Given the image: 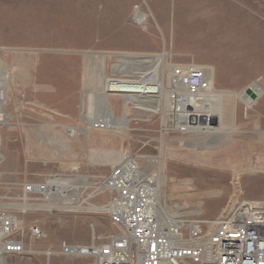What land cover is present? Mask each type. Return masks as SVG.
I'll list each match as a JSON object with an SVG mask.
<instances>
[{"label":"rangeland","instance_id":"rangeland-1","mask_svg":"<svg viewBox=\"0 0 264 264\" xmlns=\"http://www.w3.org/2000/svg\"><path fill=\"white\" fill-rule=\"evenodd\" d=\"M94 5L84 25L75 26L68 0H0V64L9 73L0 121V204L17 198L23 181L54 177L85 178L87 186L78 185L73 205L105 207L112 195L99 185L118 165L105 155L135 158L150 179L158 170L154 158L161 155L160 202L178 204L184 215L213 219L239 194L264 200V0H95ZM137 14L144 21L136 23ZM83 52L111 54L104 59L103 75L96 60L84 73ZM164 52L176 68L211 67L218 91L249 93L256 85L259 95L249 106L237 100L232 126L221 125L214 136L172 128L165 111L154 113L155 95L129 102L125 134L113 130L108 116L109 126L97 127L104 111L96 97L104 81H136L152 73V67H127L114 54ZM121 64L124 74L115 68ZM162 76L160 69L159 82ZM107 89L104 101L120 120L121 97L112 85ZM231 104L230 97L223 99L224 115ZM89 121L92 127L86 129ZM64 127L73 129L72 136ZM91 153L97 155L90 158ZM20 218L46 235L34 249L63 242L87 245L93 231L96 236L112 232L105 210L52 208ZM4 264H44V257L10 256ZM50 264L92 263L59 256Z\"/></svg>","mask_w":264,"mask_h":264},{"label":"built area","instance_id":"built-area-1","mask_svg":"<svg viewBox=\"0 0 264 264\" xmlns=\"http://www.w3.org/2000/svg\"><path fill=\"white\" fill-rule=\"evenodd\" d=\"M123 175L119 166L113 168L100 189L112 195L106 211L110 234L96 236L93 231L87 245L63 242L44 249L33 245L45 240V233L35 225L25 226L20 218L38 210L17 206L47 204L55 192L54 177L20 183L19 196L0 206V261L42 256L44 264H50L62 256L92 264H264V200L239 194L215 218L205 219L201 214L184 215L183 207L176 211L175 204L152 203L138 176Z\"/></svg>","mask_w":264,"mask_h":264},{"label":"bare ground","instance_id":"bare-ground-1","mask_svg":"<svg viewBox=\"0 0 264 264\" xmlns=\"http://www.w3.org/2000/svg\"><path fill=\"white\" fill-rule=\"evenodd\" d=\"M134 21L136 23L144 21V17L137 14L134 17ZM84 59V70L88 71L89 64L91 60H96V68L98 75H103V64L104 59L111 54L105 53H87L83 52ZM119 61L128 62L127 67H134L137 65H143L146 69L152 67L151 74H141L136 81H128V80H107L104 81L106 84L101 90V93L98 94L97 103L99 109L104 111V114L99 115L97 120V127H102L106 129L111 120V124L113 125V130L123 134L125 132L126 124H125V116L126 111L129 105V102L133 103H141V98L150 97V95H155L156 98L151 99L152 105L155 107L154 113L156 111L163 112L165 111V121L173 122L174 129L181 130L183 132H193L194 134H204L205 136H214L218 132V127L221 125H229L232 126L235 116V103L238 101L250 105L251 104V92L255 94L257 97L259 93L257 92V86L252 85L251 91L249 93L245 91H241L240 93H234L230 91H218L214 87L212 69L211 67H203L199 68L196 71L188 68H176L167 62V54L164 52L162 54H145V55H134V54H114ZM116 70L119 71L120 74H124L123 69L125 68L123 64L119 66H115ZM162 71V83L159 82V70ZM94 71V70H93ZM92 71V72H93ZM201 72V74L199 73ZM85 75V74H84ZM192 75H196L198 81L196 83H192L193 79ZM88 75L87 77H89ZM188 76V77H187ZM0 77L3 81V85L0 86V121H3L4 115L2 113L1 107L4 105L6 101V81L9 80V73L3 68L0 64ZM100 77V76H99ZM186 78V81L183 83L182 78ZM159 79V80H158ZM1 82V81H0ZM202 83H206L203 88ZM86 85V84H85ZM115 87L116 89L112 90L117 92L121 97L122 101V119H114L111 112L108 109V105L104 101V96L107 93V88L110 86ZM191 87H194V91H191ZM226 97H230L231 106L229 110L226 111V114L223 113V99ZM146 101V100H145ZM150 103V102H149ZM104 116H108L110 118H104ZM164 116V115H163ZM170 116V119H169ZM100 123V124H99ZM167 123V122H165ZM92 121L86 122L85 127H92ZM168 125V124H167ZM94 127V125H93ZM233 129V128H229ZM63 131L68 134V136H72L73 129L72 128H63ZM228 132V131H227ZM125 134V133H124ZM228 135V134H227ZM199 138V136H198ZM202 138V137H201ZM200 138V139H201ZM211 138V137H210ZM204 139V138H202ZM194 142V140H193ZM191 143V142H190ZM96 153H91L90 158L95 157ZM161 156V155H160ZM160 156L154 158L157 163L156 174L150 178H146L142 172H140L136 166L133 157H122L117 155L116 157L112 155H105V160L107 162H113L118 164L124 171L123 176H127L126 174H132L133 176L139 177V185L146 191L149 195V198L152 203L159 204L160 203V195L162 194L161 185L164 181L163 176H159V170L162 168V164L160 163ZM107 157V158H106ZM146 158V157H145ZM104 160V161H105ZM151 160V159H150ZM149 160V161H150ZM148 162V161H147ZM114 168V167H113ZM162 175V174H161ZM112 181V177L108 179ZM104 181V180H103ZM99 185L100 188L104 189V184L107 183L104 181ZM54 185V195L49 198L47 204H38V205H23L20 204L17 207L21 210H51L52 208L59 209H67L69 211H81V210H89V211H107V205L105 207H92L89 206L87 208L81 207L80 205H73L78 202V185L87 186L85 178H76L73 180L70 179H58L54 178L51 181ZM85 188V187H84ZM65 197V194H68ZM55 202L61 203V205L55 204ZM0 206H8V204H0ZM176 211H180L182 207L175 205ZM186 213V212H184ZM182 213V214H184ZM0 264H4V260L0 261Z\"/></svg>","mask_w":264,"mask_h":264},{"label":"crops","instance_id":"crops-1","mask_svg":"<svg viewBox=\"0 0 264 264\" xmlns=\"http://www.w3.org/2000/svg\"><path fill=\"white\" fill-rule=\"evenodd\" d=\"M95 0H68V10L71 22L75 26H82L87 21V17L92 15ZM108 3V0H106ZM118 1V0H116ZM78 30V28H76ZM79 30H85L79 28Z\"/></svg>","mask_w":264,"mask_h":264},{"label":"water","instance_id":"water-1","mask_svg":"<svg viewBox=\"0 0 264 264\" xmlns=\"http://www.w3.org/2000/svg\"><path fill=\"white\" fill-rule=\"evenodd\" d=\"M249 90L251 91V89H249ZM250 96H251L252 98H254V97H255V94L251 92Z\"/></svg>","mask_w":264,"mask_h":264}]
</instances>
